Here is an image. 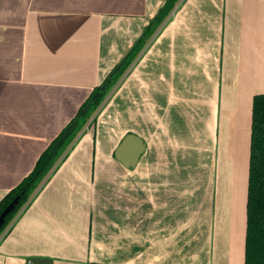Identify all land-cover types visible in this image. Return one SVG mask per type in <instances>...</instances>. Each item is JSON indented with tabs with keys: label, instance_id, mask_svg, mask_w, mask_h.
Returning <instances> with one entry per match:
<instances>
[{
	"label": "crops",
	"instance_id": "crops-1",
	"mask_svg": "<svg viewBox=\"0 0 264 264\" xmlns=\"http://www.w3.org/2000/svg\"><path fill=\"white\" fill-rule=\"evenodd\" d=\"M165 1L0 0V199ZM262 92L264 0H178L0 238V264H244Z\"/></svg>",
	"mask_w": 264,
	"mask_h": 264
},
{
	"label": "trees",
	"instance_id": "trees-1",
	"mask_svg": "<svg viewBox=\"0 0 264 264\" xmlns=\"http://www.w3.org/2000/svg\"><path fill=\"white\" fill-rule=\"evenodd\" d=\"M177 1H165L133 47L101 83L92 88L75 116L41 152L30 172L0 199L1 213L12 199L19 196L15 207L5 216L0 226V238L48 181L89 118L114 89ZM244 264H264V92L255 94L252 99Z\"/></svg>",
	"mask_w": 264,
	"mask_h": 264
},
{
	"label": "water",
	"instance_id": "water-1",
	"mask_svg": "<svg viewBox=\"0 0 264 264\" xmlns=\"http://www.w3.org/2000/svg\"><path fill=\"white\" fill-rule=\"evenodd\" d=\"M130 137H126V139H124V141L121 143V145L118 148V151H120L122 149V147L126 144V141L129 139ZM139 150L136 149L135 151V155L134 156H138ZM19 196H16L14 199H12V201L1 211L0 213V226L4 221L5 216L15 207L16 203L18 202ZM25 264H35V259H28L26 261ZM40 264H50V261L48 260H42L40 262Z\"/></svg>",
	"mask_w": 264,
	"mask_h": 264
},
{
	"label": "rangeland",
	"instance_id": "rangeland-1",
	"mask_svg": "<svg viewBox=\"0 0 264 264\" xmlns=\"http://www.w3.org/2000/svg\"><path fill=\"white\" fill-rule=\"evenodd\" d=\"M104 102H105V100L103 101V103H104ZM103 103H102V104H103ZM102 104H101V105L99 106V108H98V109L92 114V116L89 118V120L87 121V123L93 118L94 115H96L97 111L101 109V107L103 106ZM87 123H86V125H87ZM93 123H94V121L92 122V124H93ZM84 127H85V125H84Z\"/></svg>",
	"mask_w": 264,
	"mask_h": 264
},
{
	"label": "built area",
	"instance_id": "built-area-1",
	"mask_svg": "<svg viewBox=\"0 0 264 264\" xmlns=\"http://www.w3.org/2000/svg\"><path fill=\"white\" fill-rule=\"evenodd\" d=\"M103 104H104V103H103ZM103 104H102V105H103ZM98 111H99V110H98ZM98 111H97V112H98ZM93 118H95V115L93 116ZM93 118L87 123V125H89V124H91V123L93 122Z\"/></svg>",
	"mask_w": 264,
	"mask_h": 264
}]
</instances>
